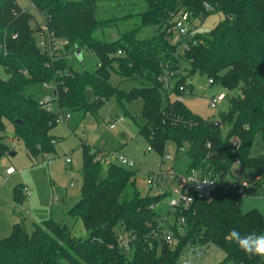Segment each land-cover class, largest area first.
<instances>
[{"label":"trees","instance_id":"1","mask_svg":"<svg viewBox=\"0 0 264 264\" xmlns=\"http://www.w3.org/2000/svg\"><path fill=\"white\" fill-rule=\"evenodd\" d=\"M26 1L28 6L23 7L18 0H0V67L7 75L0 78V157L4 154L1 133L6 121L32 158L45 152L55 155L49 131L64 109L95 117L104 101L114 98L126 116L124 103L139 99L140 117L132 120H145L139 133L148 147L160 157L167 143L175 146V152L185 149L187 170L205 169L218 182L210 199L193 194L188 210L172 214L169 232L173 240L167 242L154 236L163 230L154 207L167 194L142 195L133 170L106 162L104 154L97 157L102 147L90 150L82 142L80 197L67 214L80 222L87 235L76 237L68 226L52 218L32 223L28 233L20 221L0 239V264H176L189 244L209 243L224 253V262L264 264L261 258L245 255L225 240L232 228L242 234L264 233L262 213L256 208L241 210L240 180L232 176L237 160L240 171L252 170L255 189L264 177V154L253 156L254 148L264 145V0H141L145 9L134 15L138 26L124 31L115 41L93 35L117 20H97V4L138 0ZM181 10L188 12L189 21L216 12L222 19L206 34L198 27L191 29L194 44L180 53L168 30L172 26L170 15ZM35 15L39 18L36 26L32 24ZM42 26L50 38L63 41L61 52L48 54L40 47L34 32ZM145 26L155 28L154 36L137 39ZM83 50L97 56L92 72L76 71L67 62L68 55ZM180 61L187 63L186 76L179 72ZM164 68L175 71V96L181 94L178 87H185L187 77L196 73L226 90L238 88L227 111L219 113L218 128L193 114L183 102L170 100L167 93V104L162 106L159 77ZM111 73L120 82L135 81L141 86L122 90L109 83ZM48 82L53 84V101L60 112L57 119L54 110L47 111L25 94L26 86ZM186 89L192 90L190 83ZM86 90L91 92L89 103L85 102ZM225 125L228 131L223 136L221 126ZM229 179L233 184L225 188ZM22 190L21 183L12 188L16 205L26 200ZM116 228L127 235L128 254L120 248Z\"/></svg>","mask_w":264,"mask_h":264},{"label":"rangeland","instance_id":"2","mask_svg":"<svg viewBox=\"0 0 264 264\" xmlns=\"http://www.w3.org/2000/svg\"><path fill=\"white\" fill-rule=\"evenodd\" d=\"M76 1V0H72ZM20 6H28L26 0H18ZM145 9V3L138 1H107L99 2L95 11V18L97 20L117 19L111 22L112 27L98 29L93 35L97 39L106 41L118 40L124 31L131 30L138 26L134 15ZM222 19V14L219 12L209 14L201 20H194L193 26L198 27L199 32L206 34L212 29L219 20ZM34 26L39 24V18L35 15ZM155 28L152 26L142 27L137 39H146L154 36ZM34 37L38 43L44 40L45 32L41 28L34 32ZM58 39L55 40L54 48L48 52L52 54L55 51L61 52L63 45ZM58 46H57V45ZM79 56L68 55L67 62L76 71H90L92 72L97 64V56L83 51H80ZM183 68L187 65L182 63ZM187 72L182 70V75L186 76ZM0 78H7L2 67H0ZM192 86V90L185 94L183 103L193 114L206 119L208 122L219 121V113L226 112L229 107V100L233 96L238 95L239 90L233 89L229 91L224 89L220 84H209L206 75L194 74L187 77V81ZM109 83L113 86H118L122 90H130L132 88H139L141 85L135 81H119L115 73H111ZM222 92L225 94L224 100L220 101L216 108L209 107V100L213 96ZM53 84L48 82L47 85L32 84L25 87V94L33 96L38 101H48L51 103L52 110L56 112L55 118L60 115L56 103L53 101ZM174 97L172 96L170 100ZM162 106L167 104L164 95L161 96ZM142 109V101L134 99L131 102L124 103V111L127 113L124 120L117 124L113 129H109L108 125L114 120L115 115L119 116L121 110L118 108L114 98L104 101V104L99 108L97 116L93 117L88 113L79 111H70L64 109V114H68L69 118V133L67 131L66 123H56L49 133L53 134V140L50 143L56 149V154L38 155L37 158H32L24 148L20 140H13L12 124L5 122V130L1 133L3 139L1 144L4 145V154L0 157V239L5 238L11 231L13 223L22 221L26 231L30 233L33 229L31 223L41 219L52 218L56 222L68 226L71 233L79 238L85 237L86 231L76 218H72L67 214V210L79 199V190L81 187V149L80 144L84 142L90 150L93 146L100 144L109 153L119 149L121 154L129 156L134 160L136 165L131 168L135 172L136 187L139 193L145 195H158L160 192L166 191L163 187L164 182H159L155 187L157 191L153 192L149 189L145 182L147 173H156L159 168H169L173 164L165 159V156L173 158L175 146L172 143H167L162 157L155 151L149 149L148 144L143 135L139 133V128L144 124L143 118L139 120H132V117H140ZM81 111V112H80ZM118 113V114H117ZM57 119V118H56ZM220 126V124H219ZM222 135L225 136L228 127L221 126ZM105 143V144H104ZM14 152V155L10 153ZM175 154L176 168L180 169V165L184 163L188 166V161L184 155L185 149H180ZM264 154V145L255 147L253 156ZM64 157H69L71 162H64ZM114 161L111 157L109 161ZM105 164V163H104ZM236 167V168H235ZM11 168L12 171H8ZM235 168V169H234ZM240 166L234 165L232 169V176L239 177ZM240 180L247 183V187L243 189V199L241 201V210L243 212L258 209L264 217V177L259 179V185L254 188L256 178L252 170L244 169L241 171ZM23 183L28 187L29 194L25 193L26 200L22 206L14 204L11 197L12 188ZM22 184V187L24 186ZM72 184V185H71ZM160 186V187H158ZM67 189V190H66ZM164 190V191H163ZM23 191V190H22ZM66 191V192H65ZM253 192V193H251ZM24 193V192H23ZM28 194V195H27ZM66 194V196L64 195ZM251 194V195H250ZM59 195V196H58ZM63 196L64 202L59 200ZM169 196L159 202L154 207L157 211V220L163 227V232L170 234L169 225L172 223V213L167 205ZM122 241L126 240V234L120 232L119 228L115 229ZM128 254L129 252H125ZM204 257L200 262L203 264H233L232 262H224V253L213 243H209L204 247ZM264 261V258H261ZM178 264V263H176Z\"/></svg>","mask_w":264,"mask_h":264},{"label":"built area","instance_id":"3","mask_svg":"<svg viewBox=\"0 0 264 264\" xmlns=\"http://www.w3.org/2000/svg\"><path fill=\"white\" fill-rule=\"evenodd\" d=\"M208 9V7H206ZM170 22L171 28L168 30V32H172L173 34V43L177 44V50L181 52H185L189 47L190 44H194L193 37H191V29H193L195 26H193V21L198 20L194 19L192 21H189V14L186 11H178L175 13H172L170 15ZM42 31H46V29L42 26ZM63 45V41L60 42ZM40 47L44 50L51 51L55 45V39L53 40L50 38V36L45 33V38L43 41L39 43ZM57 45V44H56ZM58 46V45H57ZM178 57L179 54H176ZM183 62L180 61V73L182 71V64ZM166 68V66H165ZM164 68V69H165ZM175 71L170 69H165L163 74L159 77L161 85H162V94L166 95L168 94L169 99L173 96L175 100L183 102V98L185 97V94L187 93V83L191 82L190 80L185 82V87L181 85L178 87V91L181 93L179 95H174L173 89H174V82L176 81L175 78ZM209 84H214L211 79H208ZM45 86V85H44ZM54 90V89H53ZM225 94L222 92L218 93V95L213 96L209 100V107L214 109L218 105V103L225 98ZM44 106V108L48 110H52L51 103L48 101H42L38 102ZM57 123L63 124L64 122L68 121V114H64L63 116L58 117ZM124 120V117L122 115L115 116L114 120L108 125V128L111 130L113 129L117 124H120ZM236 143L233 145L235 146ZM150 147H148V150ZM105 156V161H107V157L110 159L111 157L114 159V161H109V163L114 162L118 165L131 169L133 168L136 163L130 159L129 157L124 156L123 154L119 152H112L111 155H107L105 152L98 153L97 157L100 155ZM108 159V160H109ZM166 160H169L170 162H173V158L169 156H165ZM64 162H70L69 157L64 158ZM235 164L238 165V161H235ZM234 164V165H235ZM8 171H12L11 168L8 169ZM145 182L148 185L149 189L152 188L153 192L157 191V185L159 182H164V186L166 184H171L172 187L170 189V192L167 194L169 196V200L167 202L168 207L170 208V212L173 214L177 210H188L190 207V204L193 201V194H197L199 197L203 199H210L212 191L216 188L218 178L211 176V174L207 170H201L196 168H190L189 170H186L184 173L177 172L174 168H159L158 172L156 173H147L145 177ZM233 182L231 179H229L226 183L225 188H228L230 185H232ZM72 185V184H71ZM160 187V186H158ZM247 187V183L245 181H240L238 186V191L243 193V189ZM164 191V190H163ZM23 192L27 193V188L23 187ZM160 193H165L160 192ZM159 195V194H158ZM179 223L184 225V220L182 218L179 219ZM155 237H161L162 239H165L167 242H171L173 239L171 238V234H166L162 231V233L158 236V234H154ZM118 240L120 241V248L124 252H130V244L129 240L126 235V240L122 241L120 236H118ZM203 245L198 244H189L186 251L184 252V255L179 259L177 262L178 264H202L200 263V259L203 258Z\"/></svg>","mask_w":264,"mask_h":264},{"label":"clouds","instance_id":"4","mask_svg":"<svg viewBox=\"0 0 264 264\" xmlns=\"http://www.w3.org/2000/svg\"><path fill=\"white\" fill-rule=\"evenodd\" d=\"M225 240L234 243L245 255L264 258V233L242 234L237 228H232L225 235Z\"/></svg>","mask_w":264,"mask_h":264},{"label":"crops","instance_id":"5","mask_svg":"<svg viewBox=\"0 0 264 264\" xmlns=\"http://www.w3.org/2000/svg\"><path fill=\"white\" fill-rule=\"evenodd\" d=\"M80 53H82V52H80ZM120 83H117V85H119ZM52 97L54 98V90H53V93H52ZM81 112V111H80ZM118 114V113H117ZM82 115H84L83 114V112H82ZM98 115V114H97ZM115 116H116V114H114ZM139 117V116H138ZM137 120H139V119H137ZM64 123H66V127H67V131H68V133H69V128H70V126H69V119H68V121L67 122H64ZM63 123V124H64ZM49 134H52L51 132L49 133ZM53 135V134H52ZM13 140H15V138H13ZM105 144V143H104ZM261 145H259V146H257V147H260ZM98 148V146H93V148ZM99 147H102L103 148V152H105L107 155H111V153H109L108 151H106L105 150V148H104V145H102V144H100L99 145ZM113 152H119V153H121V151L119 150V149H117V150H114ZM177 153H181V152H175V149H174V155H173V164L171 165V167L172 168H174L177 172H180V173H184L186 170H187V167H186V165H184V163L182 164V165H180L179 167H180V169H177L176 168V162H175V159H174V157H175V154H177ZM15 154V153H14ZM13 154V155H14ZM124 155V154H123ZM52 156V155H51ZM124 156H126V155H124ZM126 157H129V156H126ZM34 158H37V157H34ZM33 158V159H34ZM65 158V157H64ZM130 158V157H129ZM109 158L107 157V161L109 162V160H108ZM130 159H132V158H130ZM133 160V159H132ZM134 161V160H133ZM70 162H71V159H70ZM236 168V167H235ZM234 168V169H235ZM241 173V171L239 172V174ZM239 174H237V176H239L240 177V175ZM239 177H237V178H239ZM23 184V183H22ZM24 185V184H23ZM23 187H26L27 188V191L29 192V190H28V187L26 186V185H24ZM166 187V186H165ZM171 187H172V185L171 184H168V187H167V189H166V191H165V193L166 194H168L169 192H170V189H171ZM67 190V189H66ZM27 192V193H28ZM66 192V191H65ZM11 193H12V190H11ZM25 194V193H24ZM29 194V193H28ZM27 194V195H28ZM65 196H66V194H64ZM78 195H79V193H78ZM26 196V195H25ZM59 196V195H58ZM79 197H80V195H79ZM13 198V197H12ZM59 200H62L63 199V196L61 195V198L59 197L58 198ZM62 202H64V199L62 200ZM19 206H22V204H20ZM46 219H51V218H46ZM46 219H41V220H46ZM41 220H38V221H36V222H39V221H41ZM35 221H33L32 223H36ZM31 223V224H32ZM14 224V223H13ZM12 226V225H11ZM11 228V227H10ZM11 232V231H10ZM10 234V233H9ZM8 236V235H7ZM6 237V236H5ZM204 257V256H203ZM200 260H203V259H200ZM201 263V262H200ZM202 264H203V262H202Z\"/></svg>","mask_w":264,"mask_h":264},{"label":"water","instance_id":"6","mask_svg":"<svg viewBox=\"0 0 264 264\" xmlns=\"http://www.w3.org/2000/svg\"><path fill=\"white\" fill-rule=\"evenodd\" d=\"M79 55H80V51H78V52H76L74 54V56H79ZM90 96H91L90 90H86V92H85V102L89 103ZM219 124H220V121H214V122H211L209 125L211 127H213V128H218L219 127ZM10 154L13 155L14 152H11Z\"/></svg>","mask_w":264,"mask_h":264},{"label":"bare ground","instance_id":"7","mask_svg":"<svg viewBox=\"0 0 264 264\" xmlns=\"http://www.w3.org/2000/svg\"><path fill=\"white\" fill-rule=\"evenodd\" d=\"M184 63V62H183ZM184 64H186L187 65V63H184ZM182 65V64H181ZM182 70L184 71V68L182 67ZM181 75H182V71H181V73H180ZM182 76H185V75H182ZM239 180H240V177L238 178ZM241 181V180H240Z\"/></svg>","mask_w":264,"mask_h":264}]
</instances>
